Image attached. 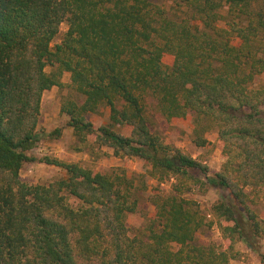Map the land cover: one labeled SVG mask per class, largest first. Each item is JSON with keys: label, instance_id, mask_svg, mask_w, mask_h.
Here are the masks:
<instances>
[{"label": "trees", "instance_id": "16d2710c", "mask_svg": "<svg viewBox=\"0 0 264 264\" xmlns=\"http://www.w3.org/2000/svg\"><path fill=\"white\" fill-rule=\"evenodd\" d=\"M66 73L73 95L60 111L77 143L143 159L142 173L31 155L45 135H61L39 124L44 93L64 89ZM263 73L264 0H0V264H230L244 254L240 242L260 252ZM150 98L167 120L192 121L197 147L213 146L207 135L217 132L219 170L152 131ZM103 107L109 122L98 126L89 115ZM29 161L66 176L25 181ZM156 177L175 181L149 194L155 212L132 233L128 216ZM201 185L231 195L212 204L214 220L184 196ZM214 221L219 244L199 239Z\"/></svg>", "mask_w": 264, "mask_h": 264}, {"label": "rangeland", "instance_id": "374dc122", "mask_svg": "<svg viewBox=\"0 0 264 264\" xmlns=\"http://www.w3.org/2000/svg\"><path fill=\"white\" fill-rule=\"evenodd\" d=\"M160 2H168V0H157ZM222 24V23H221ZM67 24L63 23L60 26V32L53 41V45L60 42L64 33L67 31ZM172 60L169 56L165 58V63L168 64ZM51 70L50 67L47 68ZM64 81L67 86L64 89L53 87L47 90L42 99V114L39 124V130L42 132H50L56 128H61L60 137L44 136L38 145L31 150V155L37 158L43 156H52L68 162H79L83 166L90 167L95 171L102 173L111 172L113 169L121 167L124 168L129 175L140 174L143 171L145 161L140 158H132L123 160L115 157L110 149L104 148L102 150L92 151L89 146H80L73 134V129L67 126L68 118L61 113V102L65 95L73 92L70 88V75H64ZM264 81V73L257 78V85ZM147 115L150 127L154 133L159 135L167 143L180 148L187 154L197 157L208 162L211 168V174L221 168L224 161L222 150L217 143V132L215 130L208 133V138L213 142L211 147H197L192 141L193 124L188 118L171 119L164 118L156 107V102L149 99L147 105ZM89 119L96 125H103L109 122V108L103 107L100 113L89 115ZM122 133L129 134L131 129L128 127L118 128ZM21 178L25 181L36 183H48L57 178L65 177L64 169L55 165H49L40 161H29L24 164L20 172ZM202 179V174H197ZM174 178L165 180L162 184L161 179L149 178L148 190L144 193L141 200V209L137 213H132L128 216V224L130 232H135L137 229L144 227L147 217H150L154 212V205L149 200V194L155 189H161L163 194H168L172 188ZM186 198H191L197 201L202 211L209 220H214V215L211 211L212 204L223 197H230L231 195L221 188H214L209 186H194L184 194ZM72 200H74L72 198ZM71 200V201H72ZM77 204V202H75ZM211 214L209 217L207 214ZM215 222V221H214ZM199 239L209 240L215 243L222 242V235L218 224L215 222L214 226L208 230L202 231L199 234ZM260 252L250 249L246 243L240 242L238 248L244 253L240 259L232 260L230 264H264L261 254L264 253V237L259 240L258 244Z\"/></svg>", "mask_w": 264, "mask_h": 264}, {"label": "crops", "instance_id": "0c3cea01", "mask_svg": "<svg viewBox=\"0 0 264 264\" xmlns=\"http://www.w3.org/2000/svg\"><path fill=\"white\" fill-rule=\"evenodd\" d=\"M54 87H57V86H54ZM109 113H110V110H109ZM130 133H131V131H130ZM130 133H129V134H130ZM129 134H126V135H129Z\"/></svg>", "mask_w": 264, "mask_h": 264}, {"label": "built area", "instance_id": "2783aa9c", "mask_svg": "<svg viewBox=\"0 0 264 264\" xmlns=\"http://www.w3.org/2000/svg\"><path fill=\"white\" fill-rule=\"evenodd\" d=\"M209 217H211V214L209 213V214H207Z\"/></svg>", "mask_w": 264, "mask_h": 264}]
</instances>
